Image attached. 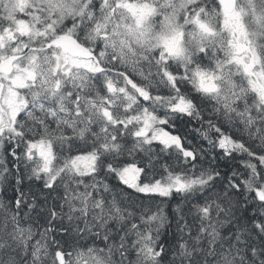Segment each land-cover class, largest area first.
I'll use <instances>...</instances> for the list:
<instances>
[{"label": "snow or ice", "instance_id": "6c2138e0", "mask_svg": "<svg viewBox=\"0 0 264 264\" xmlns=\"http://www.w3.org/2000/svg\"><path fill=\"white\" fill-rule=\"evenodd\" d=\"M0 264H264V0H0Z\"/></svg>", "mask_w": 264, "mask_h": 264}]
</instances>
